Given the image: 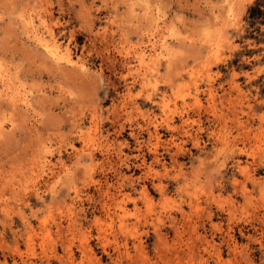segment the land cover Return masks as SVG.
Returning a JSON list of instances; mask_svg holds the SVG:
<instances>
[{"label": "rangeland", "instance_id": "obj_1", "mask_svg": "<svg viewBox=\"0 0 264 264\" xmlns=\"http://www.w3.org/2000/svg\"><path fill=\"white\" fill-rule=\"evenodd\" d=\"M28 14L74 65L48 55ZM153 43L155 62L138 64L135 49ZM0 78V264H126L115 245L124 239L131 253L141 240V264H264V0H0ZM169 116L177 129L162 122L160 140L149 138L151 121ZM184 119L200 144L177 149L171 135L184 138ZM43 155L54 175L40 168ZM120 166L132 185H119ZM86 168L111 191L133 189L136 203L111 222ZM71 173L91 195L82 230L98 261L67 220ZM53 179L60 207L45 186Z\"/></svg>", "mask_w": 264, "mask_h": 264}, {"label": "bare ground", "instance_id": "obj_2", "mask_svg": "<svg viewBox=\"0 0 264 264\" xmlns=\"http://www.w3.org/2000/svg\"><path fill=\"white\" fill-rule=\"evenodd\" d=\"M139 1V0H138ZM157 10V9H156ZM229 18V17H228ZM231 18V17H230ZM27 21L28 23L31 24L32 28H33V32L35 34V36H37V40L40 41V44H42L41 46H43L47 52H48V55L50 54L51 58H53V60H57L58 61H64L65 63H72L73 62V58L71 56V54L64 49V47H62L57 39L53 36V34L51 33V30L50 28L48 27V25L44 22V19H41V17L39 18V20L37 22H34V18L31 16V15H27ZM27 23V24H28ZM40 25V26H38ZM40 27H42L43 29H41ZM31 28V30H32ZM31 33V34H32ZM32 34V35H34ZM34 38V37H33ZM36 40V38H35ZM38 41V42H39ZM37 42V43H38ZM161 44L158 48H160V52L161 50L163 49V47L165 46L164 45V41L161 40L160 43ZM156 47V43H153L151 44V47L149 48V51H147V49L139 46L137 49H135V54H136V58L138 60V64L142 65V64H148L150 62H153L156 58L155 56L157 55L156 52H157V49ZM168 51V50H167ZM165 54H169V52H165ZM158 56V55H157ZM163 56V55H162ZM158 58V57H157ZM163 59V58H162ZM171 59V58H170ZM80 60V59H79ZM75 61V60H74ZM172 61V59H171ZM82 62V61H81ZM155 62V61H154ZM73 64V63H72ZM77 64V63H76ZM84 64V63H83ZM74 65V64H73ZM80 66V64H77ZM84 66V65H83ZM5 75V74H4ZM8 78V77H7ZM1 79V78H0ZM5 83L6 82H0V95L1 94H7V88L5 89ZM10 83V82H9ZM2 86V88H1ZM3 90H6L5 92L6 93H3ZM197 96V95H196ZM197 101V99H196ZM200 103V102H199ZM168 116V115H167ZM173 117V116H172ZM172 117H168V118H164L162 119V121H151L152 123V126H153V129L152 130H149L147 129V132L149 134V138H155L156 140H160V132H159V125H162V122L166 124L167 128H169L171 131L172 130H175L177 129L176 126L174 125V122L172 120ZM188 119V118H187ZM182 126L187 124V120H183L182 122ZM79 126V125H78ZM163 126V125H162ZM200 126V125H199ZM2 128V125H0V129ZM184 128V129H183ZM183 135H184V138L180 140V142L178 141L177 143L175 142V138L177 136L175 135H171V140L175 143L173 145L176 146L177 149H180V148H183V145L187 142V140H191L192 143L194 145H199L200 144V140H199V137L197 136V134H192V130L189 131L188 129H185V127L183 126ZM181 129V128H180ZM181 129V130H182ZM80 131V129H77V131ZM78 131V132H79ZM1 133V132H0ZM182 133V132H181ZM80 134V133H79ZM179 138V137H178ZM177 138V140H178ZM186 138V139H185ZM171 141V142H172ZM171 144V143H170ZM95 145V144H94ZM47 150V149H46ZM244 150V149H243ZM101 151V150H100ZM109 151V150H108ZM153 152L155 153V150H153ZM107 153V152H106ZM122 153V151H121ZM125 154V153H124ZM85 155L88 156V158L92 159V156H93V152L91 149H88L87 152H85ZM108 157V156H107ZM129 157V156H128ZM118 158L119 160H125V158H122L121 155H118ZM117 158V159H118ZM153 158L156 159L157 161L159 160L157 155H153ZM34 159V158H33ZM48 158L45 157V155H43L42 159L40 160V168L43 169L44 166H48L49 167V163H50V160H47ZM109 160V158H108ZM34 161V160H33ZM57 162H61L60 158L57 160ZM104 162V161H103ZM33 164V163H32ZM121 164V163H120ZM51 165V164H50ZM35 166V169H36V165ZM97 166V165H96ZM51 170V174L54 175L55 172L52 171V167H49ZM130 167L128 166V169ZM151 168V167H150ZM88 168H86L84 170L85 174L89 177V181L88 182H92L94 184V186L92 187V189H94V192H97L98 193V196L102 195L103 192L105 193V196L102 200H100V210L105 214V216H108L110 221H115V219L119 216V211L118 210H124L126 209V204L128 202L130 203H136L137 201V197L133 194L134 191L133 189H122L120 188L119 186H114V184H110L113 188H114V191H111L110 190V187L108 185V181L106 180L105 184L104 185H99L100 183V179H93V174L92 172H89L87 170ZM92 169V168H91ZM121 166L119 168H114V171L115 173L117 174V178L119 177L120 179L124 180L122 183H120L119 185L120 186H123L125 181L127 183H131L132 185V182H133V177L131 176H127L126 174L124 173H121ZM37 170V169H36ZM126 171V170H125ZM33 173V172H32ZM69 173V171H68ZM44 175V174H43ZM75 175L76 173H71V174H68L67 175V179L65 180V182H63L64 184V188H66V190L68 191V189H71L72 192H73V196L72 198L70 199V202L69 203H64L65 204V207H66V215H68V222H69V225L70 227H76L78 231H81L82 233V237L81 240L79 243V248L81 249L82 252H85L87 254H89L91 257H94L97 261L99 260V258L97 257L96 258V254L95 252L93 251V248L91 247V245L89 244V238L91 236V234L89 233V231H86V230H82L83 226H82V220L83 218H86V216L83 214L84 210H83V207L81 206L82 205V199H84V196H86V199H89L90 198V194H88V192L84 191V189L82 188H78L76 186V182H75ZM45 180H48V178H44ZM54 180V179H53ZM35 182V181H34ZM46 182V181H45ZM60 182L61 181H53L52 184L50 185H45L46 186V189H48V193H50V202H53L54 204H57L58 207H60V202L61 200H59L58 197H61L62 195L65 196V192L63 190V186L61 187H58V185H60ZM62 183V182H61ZM157 185V188L158 190L161 192V194H165V186L163 183L159 182ZM48 187V188H47ZM30 192L33 191L34 195L36 196V199L40 202L43 203L44 201V193H41L39 191V186L36 187V184L35 183H32V185H30V188H29ZM139 194L141 195V199H148L150 198L149 197V194L146 190V188L144 187V185L142 186V188L140 189L139 191ZM69 196V195H68ZM25 198V197H24ZM61 199V198H60ZM63 203V202H61ZM51 205V204H50ZM80 206V207H79ZM79 207V208H78ZM51 208V207H49ZM1 209V208H0ZM4 209V208H3ZM5 210V209H4ZM2 210V212L4 211ZM125 211V210H124ZM94 218H93V222L94 223H97L98 219H99V216H96V215H93ZM169 216L171 217V220L173 222V217L171 216V214H169ZM23 220V224L25 226H30V221L23 215L21 216ZM158 219V218H157ZM163 223V222H162ZM154 224V223H152ZM159 224V223H158ZM157 224V225H158ZM161 224V223H160ZM57 225L59 226V222L57 223ZM155 227V225H154ZM171 227V226H170ZM172 228V227H171ZM175 228V227H174ZM47 229V228H46ZM154 230V237L156 238L157 241H160L161 239H164L165 237V232H163V230L161 229V227L159 226H156L155 228H153ZM101 235L98 236V238H102L100 237ZM131 236H136V235H131ZM136 238V237H135ZM139 238V237H138ZM103 239V238H102ZM101 239V240H102ZM123 240V239H122ZM131 240V239H130ZM165 240V239H164ZM133 241V240H132ZM121 245L117 244L116 242V246H117V249L120 250V248L123 249V252L125 254V259L127 262L126 264H135V262L137 263H140V261H136L138 258H134V256L136 254H133V252L135 251V253H137L139 250L142 251V248H143V245L141 243V240H139L137 243L135 241H133V251L131 253V248L128 246V241H126L124 239V241H121ZM119 243V242H118ZM116 246L113 247L116 249ZM16 247V246H15ZM156 247V246H155ZM154 247V248H155ZM67 248V247H66ZM116 249V250H117ZM144 249V248H143ZM106 250V249H105ZM115 250V251H116ZM156 250V249H155ZM54 252V251H53ZM122 252V250H121ZM157 252V251H156ZM155 252V253H156ZM161 252V250H160ZM159 250L158 252L153 255V256H161L163 258H166V259H170L169 255L166 253V252H162V255L160 254ZM138 253H141V252H138ZM67 254L69 255V257H73V252L71 249L67 250ZM122 254V253H121ZM123 254V255H124ZM133 254V255H132ZM143 254H144V251H143ZM146 254V253H145ZM57 255V254H56ZM88 256V255H87ZM141 256V255H140ZM139 256V258L141 259V257ZM120 258V257H119ZM143 258H144V255H143ZM142 258V259H143ZM151 257H148L146 258L145 260L149 259ZM158 258V256H157ZM162 258V259H163ZM139 259V260H140ZM161 259V258H160ZM165 260V259H164ZM142 261V260H141ZM151 262V261H150ZM16 263V262H15ZM119 264H125L124 263V260L118 262ZM136 263V264H137ZM142 263H144L142 261ZM148 262L146 261V264ZM141 264V263H140ZM150 264V263H148Z\"/></svg>", "mask_w": 264, "mask_h": 264}]
</instances>
